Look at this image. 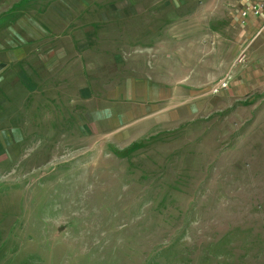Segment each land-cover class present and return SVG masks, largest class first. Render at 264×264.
<instances>
[{
  "label": "rangeland",
  "instance_id": "obj_1",
  "mask_svg": "<svg viewBox=\"0 0 264 264\" xmlns=\"http://www.w3.org/2000/svg\"><path fill=\"white\" fill-rule=\"evenodd\" d=\"M255 1L191 4L206 12L208 29L222 23L241 31L254 26V33L257 21L239 28L234 21L240 2ZM178 2L147 3L172 9ZM135 4L0 0V264H264V50L248 55L242 34L238 44L216 39L221 55L210 40L200 49L209 64L233 51L217 77L224 78L209 82V93L178 98L164 131L131 144L135 124L104 129L102 111L91 110L106 92V123L117 126L111 90L121 82L141 86L150 80L147 69L162 66V48H150L146 38L149 18L132 16L125 30L109 20ZM87 8L108 15L93 39L86 34L97 25L86 22ZM160 19L175 25L168 34L180 25ZM69 21L81 28L73 52L64 32ZM258 37L264 41V30ZM23 70L33 80L28 87L41 93L18 97V78L27 85ZM231 74L233 94L226 89Z\"/></svg>",
  "mask_w": 264,
  "mask_h": 264
},
{
  "label": "crops",
  "instance_id": "obj_2",
  "mask_svg": "<svg viewBox=\"0 0 264 264\" xmlns=\"http://www.w3.org/2000/svg\"><path fill=\"white\" fill-rule=\"evenodd\" d=\"M135 5L134 8H125L124 11L121 13V15H116L117 18L112 19L110 15V21L112 23H121L124 24L122 25L124 29L126 26H128V22L131 21L130 19L132 18H139L140 16H145L147 19L149 18L150 22L152 25L145 26L146 31L151 33L148 37H146L148 40H150L151 47H156V48H162V54L163 57L158 59L157 64L162 65L161 67L159 66L156 71H153L152 68L150 71L148 69L146 70V74L149 75L150 80L146 79H141L140 81L144 80L141 83V86H138L137 84L130 82V84L126 85L125 83H119L118 86H116L113 90H111V95L112 99L114 101H111L110 103L112 104V108L114 109V112H118V125H110L108 126L106 123V117L104 114V111L107 112V107L108 104L105 100H107V97L104 96L106 92L103 91V93H98V96H96L95 100H98L100 97V101L102 102L100 104H96L95 102L92 103V112L96 111H102V115H97L98 120H102V127L104 129H110V128H116L114 130H121L122 132L126 127V124L129 122L130 124H135V126L131 129L133 132L132 137V143L137 142V140H144L145 138L152 137L157 135L158 133L162 132L165 130L166 125L172 122V117L171 113V108L174 107L176 103L179 101L178 98L182 96H187L191 97L194 96L195 93H209V88L207 87L209 82H218L224 78L219 77V75H223L224 70H226L232 60V52H227L226 56L223 58L226 61H215L213 63H208L206 59H204V54L201 53V48L205 49L206 45L210 43V40L218 41L219 40H227L229 39L232 43L238 44V40H240L242 34L246 35V40L243 41L242 45L243 51H247L248 55L251 54V52H254V50H259L263 49L264 50V41L261 39V37H258L259 34L256 36V32L253 33L254 26H248L245 29L238 30L235 27H228V25H224L222 23L215 24L212 27L214 29H208L209 25L206 23V17L207 14L205 11L195 8L192 6L191 2H194L195 0H180L181 2L177 3L175 7L172 9H168L169 7L167 6H162V7H153L151 4H148L147 2H158L160 0H134ZM167 1H172V0H167ZM88 4V3H87ZM239 4L242 5L240 2ZM90 6V5H89ZM88 6V7H89ZM84 8V6H83ZM183 9V11H182ZM83 10V9H82ZM106 8L105 9H94L92 11H89L87 8L86 10H83L84 15H86V22L89 21L90 24L94 23L97 25V27H91L92 32L90 30V33H87V39L91 36L92 39L93 37L95 38L96 34L102 32L101 28V23L103 22V17L105 18V22L107 19V16L105 14ZM79 14L78 17H82L83 15ZM70 16L73 17V15L70 13ZM103 16V17H102ZM77 16H74L73 18H76ZM162 17H168L169 21H174L175 24H180L178 25V29H176L174 32L171 34H168L167 30L170 29L171 27H166V25H162V21L160 18ZM142 20L141 18H139ZM92 22V23H91ZM235 24L238 27L237 24V19L235 17ZM97 23V24H96ZM76 27H79L77 25H73L72 23L67 22V25L64 29V32H70L71 37H70V45L72 47V51L70 49V52H73L77 46H75V33H78L80 29L74 30ZM240 27V26H239ZM238 27V28H239ZM95 29V30H94ZM245 30V31H244ZM104 31V30H103ZM89 32V31H88ZM207 32H210V34H207ZM213 35V36H210ZM210 36V37H209ZM40 36L39 38H41ZM126 37V36H125ZM212 37V38H211ZM258 38V39H256ZM142 37H138L136 41H142ZM146 39V40H147ZM176 39H181L179 44H174ZM167 41L168 44L164 45L163 42L165 43ZM179 42V41H178ZM68 44V42H66ZM52 45L51 43L49 46ZM64 45V43L62 44ZM223 43L222 41H218V43L215 45L214 48L218 49V54H225L224 49H222ZM44 48H47V45L45 43ZM222 49V50H221ZM166 50V51H163ZM170 52H172L170 54ZM216 53L212 55V57L216 56ZM242 52L240 51L238 55H240ZM160 57V56H159ZM158 57V58H159ZM174 58L173 60H169V58ZM222 58V57H220ZM236 58V57H235ZM164 59V60H163ZM6 60V59H5ZM13 62V57L11 58ZM9 60V64L10 61ZM234 60V59H233ZM232 60V61H233ZM7 61V60H6ZM224 62V63H223ZM13 64L10 68V79H15V70L13 69ZM0 72L1 69H3V64L0 63ZM142 66V63L141 65ZM163 66L166 67L163 69ZM5 69V68H4ZM3 69V70H4ZM2 70V71H3ZM139 73H143V67H138L137 68ZM24 71V70H23ZM214 71V74L211 73ZM210 72V74L208 73ZM237 71L234 76L238 75ZM162 73H165L166 75L164 77L159 78L158 76L162 75ZM137 74V73H135ZM152 76L153 80L151 81ZM22 76L25 77V80L27 82V85L25 86L24 83H20L19 78H18V83L24 88V90H21L18 94V97L25 98L24 94L26 92L30 93H41L34 91V87H28V82L33 81L29 75L28 71H24L22 73ZM155 79H154V77ZM163 76V75H162ZM5 77V75L1 76V80ZM8 78L7 74V81L12 82ZM229 82L228 86L226 89L228 90V93H234V89L238 91L237 86L235 87L233 85V81L235 77L232 76L229 77ZM135 81L134 79H132ZM180 80H184V85L180 84ZM43 81V80H42ZM9 82V83H10ZM13 84L9 86H15L16 84L12 82ZM214 83V84H215ZM80 84H78L79 86ZM119 85H121L119 87ZM19 86V88L22 89V87ZM89 87V86H87ZM202 87V88H201ZM83 88V87H82ZM79 89L77 91H80ZM201 88V89H200ZM41 89V88H40ZM93 90V89H92ZM178 90H181L183 93L178 94ZM221 92V90L219 91ZM217 92V93H219ZM213 93V94H217ZM211 94V93H210ZM78 97L77 101L82 98V95H80L78 92L76 94ZM89 95V92L87 93ZM201 95V94H200ZM193 98V97H191ZM75 102L78 109L81 108V103ZM205 101L204 99L201 100V98L197 102L198 108L203 106H206V104L202 103ZM98 102V103H99ZM88 109V108H87ZM102 109V110H100ZM111 110V109H110ZM112 111V110H111ZM109 112V111H108ZM113 112V111H112ZM123 121L125 125L120 123ZM128 126L127 128H129ZM113 130V129H112ZM130 131V132H131ZM130 132H125L127 135L130 134ZM120 134V133H118ZM137 139V140H134ZM116 140V139H115ZM119 141L122 143L125 141V136L121 135L119 136ZM130 142H127L126 144H129Z\"/></svg>",
  "mask_w": 264,
  "mask_h": 264
},
{
  "label": "built area",
  "instance_id": "obj_3",
  "mask_svg": "<svg viewBox=\"0 0 264 264\" xmlns=\"http://www.w3.org/2000/svg\"><path fill=\"white\" fill-rule=\"evenodd\" d=\"M237 24L246 26L248 21H257L258 29L256 36L264 30V0H257L255 2L243 3L242 7L236 14ZM236 60H240V55ZM224 84H222V87Z\"/></svg>",
  "mask_w": 264,
  "mask_h": 264
},
{
  "label": "clouds",
  "instance_id": "obj_4",
  "mask_svg": "<svg viewBox=\"0 0 264 264\" xmlns=\"http://www.w3.org/2000/svg\"><path fill=\"white\" fill-rule=\"evenodd\" d=\"M215 93H217V92H215Z\"/></svg>",
  "mask_w": 264,
  "mask_h": 264
}]
</instances>
